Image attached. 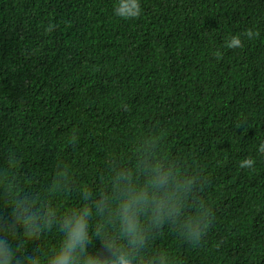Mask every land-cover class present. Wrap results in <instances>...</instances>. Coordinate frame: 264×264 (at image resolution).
<instances>
[{
	"label": "trees",
	"instance_id": "obj_1",
	"mask_svg": "<svg viewBox=\"0 0 264 264\" xmlns=\"http://www.w3.org/2000/svg\"><path fill=\"white\" fill-rule=\"evenodd\" d=\"M140 2L125 20L115 0H0V223L47 255L64 213L150 152L193 178L188 211L202 201L210 219L199 240L152 228L137 255L264 264V0ZM37 198L56 212L50 226L17 220ZM105 220L90 216L86 252L108 251Z\"/></svg>",
	"mask_w": 264,
	"mask_h": 264
},
{
	"label": "clouds",
	"instance_id": "obj_2",
	"mask_svg": "<svg viewBox=\"0 0 264 264\" xmlns=\"http://www.w3.org/2000/svg\"><path fill=\"white\" fill-rule=\"evenodd\" d=\"M141 13L140 0H115L113 14L125 20ZM257 33L230 36L225 41L228 49L243 47V39H254ZM256 151L264 153V142ZM255 160L244 158L240 167L252 168ZM193 178L184 176L171 162L147 153L132 168H118L110 179V187L101 192L91 206L70 209L62 217L63 239L51 253L40 256L36 251L14 245L16 221L0 223V264H172L167 252L145 257L137 255L144 249L150 229L164 223L177 224L181 234L199 240L210 219V209L202 201H192L188 211ZM106 216L102 225L105 233V253L85 251L90 216ZM17 220L30 225L35 219L50 226L56 215L46 200L37 198L32 206H25Z\"/></svg>",
	"mask_w": 264,
	"mask_h": 264
}]
</instances>
